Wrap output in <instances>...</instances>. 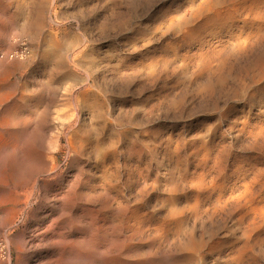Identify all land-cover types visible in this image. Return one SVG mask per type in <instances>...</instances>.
I'll use <instances>...</instances> for the list:
<instances>
[{
  "label": "rangeland",
  "instance_id": "obj_1",
  "mask_svg": "<svg viewBox=\"0 0 264 264\" xmlns=\"http://www.w3.org/2000/svg\"><path fill=\"white\" fill-rule=\"evenodd\" d=\"M7 1L0 264H264V0H43L41 32L16 19L24 0ZM48 30L94 56L98 76L157 72L112 85L114 116L128 100L134 116L104 160L67 142L85 116L37 62ZM24 44L27 57L10 58Z\"/></svg>",
  "mask_w": 264,
  "mask_h": 264
},
{
  "label": "bare ground",
  "instance_id": "obj_2",
  "mask_svg": "<svg viewBox=\"0 0 264 264\" xmlns=\"http://www.w3.org/2000/svg\"><path fill=\"white\" fill-rule=\"evenodd\" d=\"M7 1V0H5ZM11 1V0H8ZM7 1V2H8ZM14 1V0H12ZM45 1V0H44ZM43 0H24L22 1L19 6L16 8V19L20 20V24H22V26H26L29 25L30 27H34L35 30H37L38 32H41L42 26H43V19H45L44 17L48 14H45L47 12V4L44 2ZM6 3V2H5ZM10 4V3H9ZM12 4V2H11ZM50 4V3H49ZM3 5V4H2ZM7 5V3H6ZM46 7H43V6ZM5 6V4L3 5ZM10 6V5H9ZM15 6V3H14ZM7 7V6H6ZM2 8V7H1ZM50 8V7H49ZM7 9V8H6ZM8 10V9H7ZM49 10V9H48ZM229 10V9H228ZM1 11H3V8L1 9ZM0 11V12H1ZM5 11V8H4ZM230 11V10H229ZM6 12V11H5ZM12 12V11H11ZM49 12V11H48ZM4 13V12H3ZM9 13V12H7ZM5 15V14H4ZM6 16V15H5ZM11 16V14H10ZM9 16V17H10ZM88 16V15H87ZM86 16V18H87ZM90 16V15H89ZM88 16V18H90ZM4 17V16H3ZM50 17V16H49ZM92 17V16H91ZM1 18V16H0ZM223 18V19H222ZM2 19V18H1ZM9 19V18H8ZM7 19V20H8ZM224 20V17H221V14H213L208 16V21H215V20ZM7 20L5 19L2 20L4 21L7 25L9 22H7ZM16 20V21H17ZM49 20V19H47ZM87 20V19H86ZM1 21V20H0ZM46 21V20H45ZM19 22V21H18ZM87 22V21H86ZM89 22V21H88ZM93 22V21H92ZM3 23V22H2ZM11 23V22H10ZM9 23V24H10ZM96 23V22H95ZM94 23V25H95ZM220 23V22H219ZM4 24V23H3ZM2 24V25H3ZM8 24V25H9ZM19 24V23H18ZM17 24V25H18ZM13 25V24H12ZM15 25V24H14ZM85 25V24H84ZM90 25V23H89ZM88 25V26H89ZM100 25V24H99ZM212 25V24H211ZM46 26V25H44ZM87 26V25H86ZM7 27V26H5ZM13 27V26H12ZM17 27V26H14ZM20 27V26H19ZM18 27V28H19ZM84 27V26H83ZM83 29L86 30V29ZM95 27V26H94ZM99 27V26H98ZM44 28V27H43ZM47 28V27H45ZM102 28V27H101ZM107 28V27H106ZM105 28V29H106ZM220 28V27H219ZM9 29V28H8ZM13 29V28H12ZM88 29V27H87ZM96 29V27H95ZM103 29V28H102ZM17 30V28L15 29ZM92 30V29H91ZM8 31V30H7ZM10 31V29H9ZM49 31V30H48ZM74 31V30H73ZM17 32V31H16ZM65 32V31H64ZM70 32V31H69ZM68 32V33H69ZM95 33V32H94ZM15 34V33H14ZM62 34V33H61ZM76 34V33H75ZM92 34V33H91ZM105 34V33H104ZM17 35V33H16ZM68 35V34H67ZM74 35V34H73ZM82 35V34H81ZM86 35V34H85ZM90 35V34H89ZM103 35V34H102ZM42 36V35H41ZM40 36V37H41ZM75 36V35H74ZM73 36V37H74ZM83 36V35H82ZM81 36V37H82ZM18 37V36H16ZM72 37V36H71ZM76 37H78V34H76ZM80 37V36H79ZM100 37V36H99ZM44 42L46 44V49L43 52V54L40 56V59L38 58V61L36 59V61L39 63L40 66H43V64H45V66L47 65V67L49 68V70L57 75V78L59 79L60 85L62 86H66V88L64 89L66 91V96L68 97L69 103H71L74 107L75 113L74 115H72V117H76V115H78L79 113H83V115L85 116V119H83L82 123L79 121L78 124L74 125L73 130H71V132L68 134V144L69 146L74 147L78 152L82 151L83 149H85L86 147H89L90 149L93 150H98L97 156L100 157V159H103L106 157L107 154H105L107 152V149L114 144V140H116L118 138V134L116 133V130H120L121 128L123 129L124 127H127V124L129 123V120L132 121V118L134 116V109L131 106L132 103L131 101H129L128 98L127 102L125 103L123 101V99L121 100L122 102H124L125 104H123L121 107L118 108V112H122V114L120 115L119 113H117V116H114V105H113V99H111L112 96H114V89L111 88L113 84H117L120 85V87H126V91H128V88H130L129 86H131V84H133L134 80L136 77L141 76L143 79H146L149 83V81L151 82V79H153V77L157 74V72H155L154 68L151 65H146L144 63H142L141 65H136L137 63H133V64H129L128 67H124L126 71L124 72H115L112 77L110 79H108L107 77H105L104 72L103 75L101 73V75L98 76V73H95V69L98 67L96 64V58H94V56L92 58H88V54L85 53L84 50H80L78 52H75V50L73 49L72 43L71 41L67 38L66 34H64L62 36V38L59 37L58 34H53L52 31H49L44 37ZM71 39V38H70ZM80 40V39H79ZM43 41V40H42ZM75 41V40H73ZM78 41V40H77ZM43 42V43H44ZM79 42V41H78ZM81 42V41H80ZM42 43V42H41ZM79 45V44H78ZM77 45V46H78ZM79 47V46H78ZM38 49V48H37ZM40 49V48H39ZM20 52V53H19ZM18 53H14L10 58L12 57H19L20 59H24L27 57V52L28 49L26 48L25 44L21 46L20 50ZM30 52V51H29ZM39 54V53H38ZM90 55V54H89ZM92 56V55H91ZM114 56V55H113ZM36 57V56H35ZM123 57V56H122ZM35 59V58H34ZM98 59V57H97ZM100 59V58H99ZM111 59V58H110ZM102 60V59H101ZM121 60V59H120ZM154 60V59H153ZM34 61V60H32ZM100 61V60H99ZM123 61V60H122ZM146 61V60H145ZM104 62V61H103ZM107 62V60L105 61ZM115 62V61H114ZM131 62V61H130ZM143 62V61H142ZM37 63V64H38ZM99 63V62H98ZM109 63V61H108ZM116 63V62H115ZM122 63V62H121ZM152 63V62H151ZM157 63V62H156ZM36 64V63H35ZM31 65V63H30ZM101 65V64H100ZM109 65V64H106ZM116 65H118L116 63ZM37 67V65H35ZM103 66V65H102ZM110 66V65H109ZM115 66V65H114ZM119 66V65H118ZM136 66V67H135ZM137 66H139L137 68ZM104 67V66H103ZM40 68V67H39ZM38 68V69H39ZM46 68V67H45ZM108 68V67H107ZM120 68V67H118ZM122 68V67H121ZM35 69V68H34ZM113 69V68H112ZM117 69V68H116ZM123 69V68H122ZM157 69V68H156ZM37 70V69H36ZM100 71L99 67L97 68V71ZM49 71V73H50ZM78 71H81L83 73V75H79ZM103 71V70H102ZM128 71V72H127ZM37 72V71H36ZM46 72V71H45ZM106 72V71H105ZM110 72V71H109ZM108 72V75H109ZM37 74V73H36ZM40 74V73H39ZM45 74V73H44ZM107 74V73H106ZM166 74V73H163ZM35 75V74H34ZM48 75V74H47ZM3 76V75H2ZM1 76V77H2ZM50 76V75H49ZM54 76V75H53ZM107 76V75H106ZM166 76V75H165ZM39 77V76H38ZM43 77V76H42ZM32 76L30 77V80L32 82ZM36 78V77H35ZM159 78V77H158ZM2 79V78H0ZM5 79V78H4ZM156 80V78H154ZM3 80V79H2ZM41 80V79H40ZM46 80V79H45ZM44 80V81H45ZM153 80V81H155ZM42 81V82H44ZM58 81V80H57ZM158 81V80H156ZM3 82V81H2ZM0 81V86L3 85L4 83H2ZM5 82V81H4ZM30 82V81H29ZM34 83V82H33ZM54 83V82H52ZM57 83V85H59ZM138 83V82H136ZM140 83V82H139ZM145 83V82H144ZM155 83V82H154ZM36 84V83H35ZM38 86L40 83H37ZM143 84V83H142ZM33 85V84H32ZM56 85V84H55ZM140 85V84H139ZM150 85V84H148ZM35 86V85H34ZM43 87V85H41ZM40 86V88H42ZM54 86V85H53ZM61 86V88H62ZM79 86L78 90L75 92L76 94L73 93L74 88ZM63 87V88H64ZM116 87V86H115ZM119 87V88H120ZM139 87V86H138ZM144 87V86H143ZM148 87V86H147ZM48 88V87H47ZM52 88V87H50ZM60 88V89H61ZM134 88V87H133ZM145 88V87H144ZM37 89V87L35 88ZM121 89V88H120ZM139 89V88H138ZM42 90H45L44 88ZM59 90V89H57ZM124 90V88H123ZM136 90V89H135ZM142 90V88H141ZM140 90V91H141ZM145 90V89H144ZM147 90V88H146ZM52 91V90H51ZM63 91V90H61ZM64 91V92H65ZM120 91V90H119ZM118 91V92H119ZM130 91V90H129ZM40 92V90H39ZM58 92L59 91H55ZM63 92V93H64ZM138 92V91H137ZM144 92V91H143ZM38 93V92H37ZM42 93V92H41ZM43 93H47V89L46 92ZM42 93V95H43ZM134 93V92H133ZM14 94V93H13ZM19 97L16 99L20 100L21 96L20 93H18ZM39 94V93H38ZM61 94V93H60ZM130 94V93H128ZM137 94V93H136ZM3 94H0V106H4L3 104H5V101L8 100L7 96H1ZM7 95V94H6ZM40 95V94H39ZM59 95V94H58ZM65 95V94H63ZM122 95V94H121ZM134 95V94H133ZM144 95V94H143ZM14 96V95H13ZM34 96V95H33ZM36 96V95H35ZM34 96V97H35ZM44 96V95H43ZM52 96V94H51ZM56 96V95H55ZM117 96V94H116ZM115 96V98H116ZM136 96V95H135ZM12 97V96H11ZM46 97V96H45ZM60 97V96H59ZM65 97V96H64ZM140 97V95H139ZM36 98V97H35ZM41 98V97H40ZM51 98V97H50ZM57 98V96H56ZM63 98V97H62ZM114 98V99H115ZM146 98V97H145ZM39 99V98H38ZM49 99V97H48ZM55 98H53L54 100ZM137 99V98H136ZM37 100V99H35ZM51 100V99H50ZM56 100V99H55ZM65 100V98H64ZM117 100V99H116ZM145 100V99H144ZM14 101V100H13ZM42 101V100H41ZM115 101V100H114ZM15 102V101H14ZM116 102V101H115ZM133 102V101H132ZM18 103V102H17ZM37 103V102H34ZM140 103V102H139ZM12 104V103H11ZM21 104V103H20ZM41 104V102L38 103V105ZM137 105V103H136ZM139 105V104H138ZM8 105L6 104V107ZM13 106V105H12ZM11 106V107H12ZM17 106V105H16ZM35 106V105H34ZM117 106V105H116ZM149 106V105H147ZM6 107L4 109H6ZM14 108V107H12ZM36 108V107H35ZM10 109V107H9ZM136 109V108H135ZM140 109V108H139ZM144 109V108H143ZM156 109V105L155 103L152 104L151 106H149L148 108V113L146 111L147 114H152L154 112V110ZM26 110V109H25ZM29 110V109H28ZM37 109L33 110L36 111ZM117 110V109H116ZM123 110V111H122ZM142 110V109H141ZM4 111V110H3ZM8 111V110H7ZM40 111V110H39ZM113 111V114H112ZM44 112V111H42ZM1 113V112H0ZM10 113V112H9ZM14 113V112H13ZM18 113V112H17ZM36 113V112H35ZM72 113V114H73ZM144 113V112H143ZM2 114V113H1ZM4 114V113H3ZM7 114V113H5ZM16 114V113H14ZM33 114V112L31 113ZM30 114V115H31ZM8 115V114H7ZM12 115V113H11ZM17 115V114H16ZM29 115V116H30ZM36 115V114H35ZM6 116V115H5ZM10 116V114H9ZM13 116V115H12ZM22 116V115H21ZM149 117H151V115H148ZM4 116H0V118H2ZM23 117V116H22ZM19 117V118H22ZM28 117V115H27ZM32 117V115H31ZM7 118V117H5ZM9 118V117H8ZM24 118V117H23ZM143 118V117H142ZM17 119V118H16ZM141 119V118H140ZM27 118L24 120L26 121ZM29 120V118H28ZM38 120V119H37ZM136 120V119H135ZM1 121V120H0ZM32 120H30V122L28 121V123L30 124ZM137 121V120H136ZM9 122V120H8ZM38 122V121H37ZM128 122V123H127ZM138 122V121H137ZM24 123V122H23ZM34 123V122H33ZM32 123V124H33ZM125 123V125H124ZM140 123V122H139ZM138 123V124H139ZM144 123V122H143ZM20 124V122H19ZM142 123H140L139 125H141ZM146 125V123H144ZM24 125V124H22ZM80 125L83 127L82 130ZM148 125V124H147ZM25 126V125H24ZM38 126H40L38 124ZM71 126V125H70ZM34 127V125H33ZM78 127L80 129H78ZM37 128V127H36ZM5 129V128H4ZM1 130V129H0ZM124 132V130H123ZM126 133V132H125ZM129 133V132H128ZM122 136V135H121ZM125 137V136H124ZM73 152V151H72ZM77 154V153H76ZM79 154V153H78ZM111 154V153H110ZM113 154V153H112ZM109 158V157H108ZM98 160V159H97ZM96 160V161H97ZM173 216V215H172ZM133 217V216H132ZM134 219V218H133ZM135 223V222H134ZM162 234V233H161ZM162 236V235H161ZM163 238V237H162ZM201 239V238H200ZM192 240V239H191ZM194 241V240H193ZM194 244V243H193ZM200 244V242H199ZM198 244V245H199ZM206 244V243H205ZM204 244V246H206ZM214 244V243H213ZM212 245V244H211ZM216 245V244H215ZM220 245V244H219ZM194 246V245H193ZM202 246V245H201ZM214 246V245H213ZM211 247V246H210ZM209 247V248H210ZM216 247V246H215ZM214 247V248H215ZM200 248V246H199ZM202 248V247H201ZM205 248V247H203ZM202 248V249H203ZM220 248V247H218ZM194 249V248H193ZM192 249V250H193ZM196 249V247H195ZM201 249V250H202ZM217 249V248H216ZM199 250V251H201ZM209 250V249H208ZM214 250V249H212ZM0 251L1 253H3V247H0ZM192 252V251H191ZM190 252V253H191ZM194 252V251H193ZM202 252V251H201ZM235 252V251H234ZM238 252V251H237ZM189 253V252H188ZM213 253V252H212ZM236 253V252H235ZM239 253V252H238ZM192 255V253H191ZM196 256L197 254H193V256ZM236 255V254H235ZM241 255V254H240ZM189 256V255H188ZM192 256V257H193ZM242 256V255H241ZM240 256V257H241ZM232 257V254H231ZM190 258V257H189ZM228 259V258H227ZM231 259V258H230ZM234 259V258H233ZM235 259L237 260L238 257ZM242 259V257H241ZM188 260V259H187ZM184 261V260H183ZM229 261V260H228ZM232 259H231V263H232ZM241 261V260H240ZM230 263V262H229ZM235 263V262H234ZM233 263V264H234Z\"/></svg>",
  "mask_w": 264,
  "mask_h": 264
},
{
  "label": "built area",
  "instance_id": "obj_3",
  "mask_svg": "<svg viewBox=\"0 0 264 264\" xmlns=\"http://www.w3.org/2000/svg\"><path fill=\"white\" fill-rule=\"evenodd\" d=\"M1 244V243H0ZM4 256L6 255V253H5V251H3V253H2Z\"/></svg>",
  "mask_w": 264,
  "mask_h": 264
}]
</instances>
